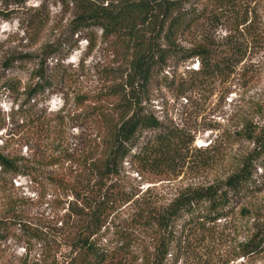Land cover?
Returning a JSON list of instances; mask_svg holds the SVG:
<instances>
[{
  "label": "rangeland",
  "instance_id": "1",
  "mask_svg": "<svg viewBox=\"0 0 264 264\" xmlns=\"http://www.w3.org/2000/svg\"><path fill=\"white\" fill-rule=\"evenodd\" d=\"M18 1L0 0V153L17 160L24 172L0 177V264H42L50 254L49 238L62 240L59 228L69 210L98 188L84 165L96 146L92 114L110 106V88L121 85L124 72L99 32H83L73 38L70 54L64 56V47L49 57L44 50L68 36L72 16L64 0ZM239 9L253 20L251 28L234 31L223 24L207 33L214 52L226 51L222 39L229 35L245 50L232 75L199 78L192 59L170 64L149 89L146 112L162 132L181 134V141L166 158H154V151L140 155L137 148L106 182L113 204L97 238L108 251L105 264H142L153 255L156 216L180 194L225 181L252 151L246 136L264 121V0H247ZM200 34L181 44L188 47ZM35 72H43L52 87L27 104L23 91L37 82ZM5 82H14L15 91L3 89ZM19 105H33L49 121L48 137L18 126ZM155 135L143 133L140 145L146 141L144 149H152ZM252 180L258 191L234 202L229 216L189 233V251L176 264H264V245L244 257L240 250L259 227L264 231V156L255 162ZM13 212L22 224L8 222ZM174 228L184 240L181 225ZM165 264H173L170 255Z\"/></svg>",
  "mask_w": 264,
  "mask_h": 264
},
{
  "label": "trees",
  "instance_id": "2",
  "mask_svg": "<svg viewBox=\"0 0 264 264\" xmlns=\"http://www.w3.org/2000/svg\"><path fill=\"white\" fill-rule=\"evenodd\" d=\"M21 5L18 0H1ZM247 0H64L70 11L71 21L67 26L68 36L60 43L48 46L44 53L59 56L61 51L68 55L73 49V38L83 32H99L100 39L113 47V54L122 60L120 74L121 85L114 83L109 96L112 99L106 110H97L92 117L96 127L94 157L86 159L87 171L97 179L95 192L81 207H72L67 223L60 224L61 242L49 238L47 249L50 254L42 264H105L109 260L108 251L99 245L97 238L104 228L107 212L113 204L106 192V182L115 176L122 162L133 157V151L139 148L140 155L154 151V158H166L174 152L172 144H179L181 134L163 131L161 124L146 112L143 103L147 100L149 89L159 74L170 64L184 63L196 59L199 78L229 77L245 59V50H241L231 41V36L223 40L225 52L212 51L209 47L211 36L208 31L223 24H231L234 31L239 27L251 28L252 19L247 11L239 6ZM38 20H36V25ZM202 33L199 40L188 41L195 32ZM205 33V34H204ZM37 82L23 91L25 102L29 104L37 96L44 94L52 86L43 72H35ZM5 90L15 91L14 82L2 84ZM33 105H19V127H35L39 135L49 136L51 126L41 113H35ZM145 132H155L151 137L152 149L145 150L146 141L140 145ZM246 139L253 145L252 151L243 159L239 168L225 181L187 191L176 197L155 218L157 238L153 246V255L142 264H165L167 256L176 264L184 257L189 239L185 237L193 231L203 230L206 224L214 223L229 216L234 202L257 192L252 176L255 162L264 156V121L256 131L247 134ZM140 145V146H139ZM15 159L0 153V177L23 174ZM78 201V194L74 195ZM17 226L21 223L18 214L12 213L8 221ZM176 224L182 227L184 240L175 236ZM36 239L43 241L41 234ZM190 237V236H189ZM264 245L262 227L251 239L241 246V256L257 253ZM172 253V254H171Z\"/></svg>",
  "mask_w": 264,
  "mask_h": 264
}]
</instances>
